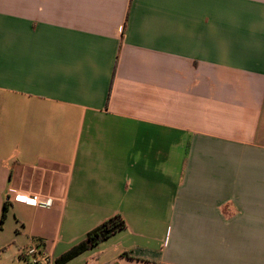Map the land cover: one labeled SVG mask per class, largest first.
<instances>
[{"label": "crops", "instance_id": "1", "mask_svg": "<svg viewBox=\"0 0 264 264\" xmlns=\"http://www.w3.org/2000/svg\"><path fill=\"white\" fill-rule=\"evenodd\" d=\"M35 243L264 264V0H0V264Z\"/></svg>", "mask_w": 264, "mask_h": 264}, {"label": "trees", "instance_id": "2", "mask_svg": "<svg viewBox=\"0 0 264 264\" xmlns=\"http://www.w3.org/2000/svg\"><path fill=\"white\" fill-rule=\"evenodd\" d=\"M7 215L6 206L3 209L2 219L3 222ZM126 226L125 220L120 215H115L108 218L103 223H101L94 230L90 231L85 239L78 243L76 246L71 248L62 258V261L69 260L86 249L96 246L104 242L107 238L113 235L115 232L122 230Z\"/></svg>", "mask_w": 264, "mask_h": 264}, {"label": "built area", "instance_id": "3", "mask_svg": "<svg viewBox=\"0 0 264 264\" xmlns=\"http://www.w3.org/2000/svg\"><path fill=\"white\" fill-rule=\"evenodd\" d=\"M15 199L25 200L33 204H40L38 196H26L18 194ZM21 258L26 264H55V258L52 253L47 251L43 243H35L23 248L20 251Z\"/></svg>", "mask_w": 264, "mask_h": 264}]
</instances>
